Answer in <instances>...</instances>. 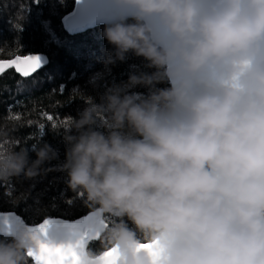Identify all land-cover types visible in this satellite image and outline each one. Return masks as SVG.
<instances>
[{
    "label": "clouds",
    "instance_id": "clouds-1",
    "mask_svg": "<svg viewBox=\"0 0 264 264\" xmlns=\"http://www.w3.org/2000/svg\"><path fill=\"white\" fill-rule=\"evenodd\" d=\"M111 3L121 15L101 34L106 63L132 54L153 71L85 98L55 131L67 145L58 169L98 227L57 242L18 226L0 236V264L78 242L81 264L112 249L118 264H264V0ZM17 131L0 119V184L56 170L51 146L37 140L32 159Z\"/></svg>",
    "mask_w": 264,
    "mask_h": 264
},
{
    "label": "trees",
    "instance_id": "trees-1",
    "mask_svg": "<svg viewBox=\"0 0 264 264\" xmlns=\"http://www.w3.org/2000/svg\"><path fill=\"white\" fill-rule=\"evenodd\" d=\"M74 5L75 0H0V60L30 54H43L49 60L48 67L30 79H21L13 68L0 77V119L11 115L19 126L15 135L27 142L32 159L37 140L57 154L46 165L56 170L46 176L0 184V213H13L29 227L48 219L74 223L95 213L68 188L67 174L58 169L67 145L55 131L67 128L70 118L85 107V98L99 102L113 84L153 71L132 54L123 62L106 63L111 46L101 34L107 25L74 36L65 33L61 20ZM131 91L146 94L148 90ZM91 247L98 248L99 241Z\"/></svg>",
    "mask_w": 264,
    "mask_h": 264
},
{
    "label": "water",
    "instance_id": "water-1",
    "mask_svg": "<svg viewBox=\"0 0 264 264\" xmlns=\"http://www.w3.org/2000/svg\"><path fill=\"white\" fill-rule=\"evenodd\" d=\"M121 13L115 9L111 0H75V5L69 14L61 20V25L65 33L70 36L85 33L88 30L97 28L103 25H111L117 22ZM38 56L41 61V67L32 71L30 75L24 76L18 71V67H25V57L17 56L11 60H0V65H3V71L0 72V77L4 75L8 69L13 68L15 73L23 80L30 79L46 69L49 65L48 58L43 54H30ZM17 60L20 61L17 65ZM47 222V237L57 242H73L83 236H89L95 232L98 227V222L95 218V213L88 216L83 221L74 223L60 221L58 219H48L37 226L29 227L13 213H0V236L6 232L13 231L18 226H25L29 230L35 231L38 226ZM98 234V233H97Z\"/></svg>",
    "mask_w": 264,
    "mask_h": 264
},
{
    "label": "snow or ice",
    "instance_id": "snow-or-ice-1",
    "mask_svg": "<svg viewBox=\"0 0 264 264\" xmlns=\"http://www.w3.org/2000/svg\"><path fill=\"white\" fill-rule=\"evenodd\" d=\"M38 2V0H37ZM17 65H19L20 61L17 60ZM24 64L25 67H18V71L21 72L22 75L28 76L30 73L38 68H40L41 61L38 56L29 55L25 58ZM3 71V65H0V72ZM52 117H49L51 120ZM47 222L43 225L38 226L40 232L47 235ZM87 236H83L82 239H86ZM79 242L77 245H67V246H51L48 244H41L39 254L29 253L30 256L34 257L36 264H81L79 255L76 251V248L79 247ZM144 250L150 251L153 255H156L154 251V244H146L140 246ZM118 253L116 249H112L109 252H106L103 257L104 264H118Z\"/></svg>",
    "mask_w": 264,
    "mask_h": 264
}]
</instances>
